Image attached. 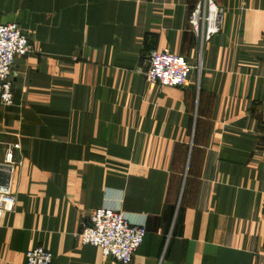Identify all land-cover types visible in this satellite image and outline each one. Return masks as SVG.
<instances>
[{
	"label": "crops",
	"instance_id": "1",
	"mask_svg": "<svg viewBox=\"0 0 264 264\" xmlns=\"http://www.w3.org/2000/svg\"><path fill=\"white\" fill-rule=\"evenodd\" d=\"M203 1L0 0L34 45L0 103V164L12 142L21 160L0 264L37 246L121 264L78 237L102 207L147 226L130 264H264V0H215L224 24L202 45ZM151 49L185 56L188 83L148 81Z\"/></svg>",
	"mask_w": 264,
	"mask_h": 264
},
{
	"label": "built area",
	"instance_id": "2",
	"mask_svg": "<svg viewBox=\"0 0 264 264\" xmlns=\"http://www.w3.org/2000/svg\"><path fill=\"white\" fill-rule=\"evenodd\" d=\"M224 19V9L215 0H204L191 12L190 25L203 45L221 32ZM33 51L34 45L28 34L17 23H4L0 18V103L10 104L13 100L11 74L16 56ZM192 68L183 55L151 49L145 76L148 81L161 86H184ZM19 149V142L9 143L4 162L0 164L4 174L10 172L8 185H0V221L16 206L11 184L14 169L21 164L16 157ZM146 233V224L133 223L120 209L102 207L95 209L83 221L78 237L83 244L99 246L105 257L130 264ZM52 261V252L42 246L29 248L26 252V264H51Z\"/></svg>",
	"mask_w": 264,
	"mask_h": 264
},
{
	"label": "water",
	"instance_id": "3",
	"mask_svg": "<svg viewBox=\"0 0 264 264\" xmlns=\"http://www.w3.org/2000/svg\"><path fill=\"white\" fill-rule=\"evenodd\" d=\"M10 179V172L8 171L7 174H4L0 177V185L7 186Z\"/></svg>",
	"mask_w": 264,
	"mask_h": 264
}]
</instances>
